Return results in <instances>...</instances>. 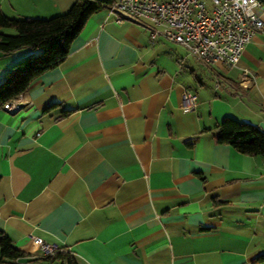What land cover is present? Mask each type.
<instances>
[{"label": "crops", "instance_id": "obj_1", "mask_svg": "<svg viewBox=\"0 0 264 264\" xmlns=\"http://www.w3.org/2000/svg\"><path fill=\"white\" fill-rule=\"evenodd\" d=\"M75 1L0 9L50 17ZM34 52H0V82ZM186 90L198 97L188 111ZM20 98L0 107V230L26 252L16 264H68L34 237L77 264H264V155L217 141L227 116L264 130V27L228 67L104 6Z\"/></svg>", "mask_w": 264, "mask_h": 264}, {"label": "built area", "instance_id": "obj_2", "mask_svg": "<svg viewBox=\"0 0 264 264\" xmlns=\"http://www.w3.org/2000/svg\"><path fill=\"white\" fill-rule=\"evenodd\" d=\"M258 7H264V0H114L107 6L108 15L116 20L129 16L144 21L152 41L172 40L202 62H222L228 67L237 63L246 44L264 27ZM251 81V71L243 70L242 82ZM22 94L1 107L9 112L19 110L24 102ZM197 99L195 92L186 90L182 108L193 109ZM34 244L42 257L62 250L40 237H34ZM21 258L0 264H16Z\"/></svg>", "mask_w": 264, "mask_h": 264}, {"label": "trees", "instance_id": "obj_3", "mask_svg": "<svg viewBox=\"0 0 264 264\" xmlns=\"http://www.w3.org/2000/svg\"><path fill=\"white\" fill-rule=\"evenodd\" d=\"M113 1L76 0L65 12L50 17H13L0 9V52L11 53L22 48L36 50L16 61L5 72L0 82V107L24 93L35 77L62 62L89 17ZM217 128L218 142L228 143L244 154L264 155V130L256 124L227 116ZM25 255L26 252L0 230V262L13 263L15 258ZM44 258H59L68 264H77L72 255L63 250Z\"/></svg>", "mask_w": 264, "mask_h": 264}, {"label": "rangeland", "instance_id": "obj_4", "mask_svg": "<svg viewBox=\"0 0 264 264\" xmlns=\"http://www.w3.org/2000/svg\"><path fill=\"white\" fill-rule=\"evenodd\" d=\"M9 30H12V32H13V29H9Z\"/></svg>", "mask_w": 264, "mask_h": 264}]
</instances>
